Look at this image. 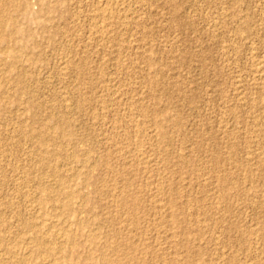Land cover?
Returning <instances> with one entry per match:
<instances>
[{"label":"rangeland","instance_id":"rangeland-1","mask_svg":"<svg viewBox=\"0 0 264 264\" xmlns=\"http://www.w3.org/2000/svg\"><path fill=\"white\" fill-rule=\"evenodd\" d=\"M0 264H264V0H0Z\"/></svg>","mask_w":264,"mask_h":264},{"label":"bare ground","instance_id":"bare-ground-1","mask_svg":"<svg viewBox=\"0 0 264 264\" xmlns=\"http://www.w3.org/2000/svg\"><path fill=\"white\" fill-rule=\"evenodd\" d=\"M108 6V5H107ZM108 11V10H107ZM108 14V13H107ZM105 15V14H104ZM109 15V14H108ZM107 16V15H106ZM77 218V217H76ZM34 236V235H33ZM41 237V236H40ZM38 242V241H37ZM48 242V241H47ZM49 243V242H48ZM67 248V247H66ZM56 251H58V250H56ZM11 254V253H10ZM52 254H53V252H52ZM58 254V253H57ZM101 255V254H100Z\"/></svg>","mask_w":264,"mask_h":264}]
</instances>
